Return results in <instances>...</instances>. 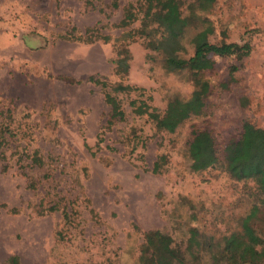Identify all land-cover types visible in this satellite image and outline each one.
Masks as SVG:
<instances>
[{
	"label": "rangeland",
	"instance_id": "obj_1",
	"mask_svg": "<svg viewBox=\"0 0 264 264\" xmlns=\"http://www.w3.org/2000/svg\"><path fill=\"white\" fill-rule=\"evenodd\" d=\"M179 2L187 27L163 50L154 18L142 20L146 0H0V264H138L150 231L187 264H264V186L254 178L264 174V0ZM129 6L137 20L123 27ZM202 32L251 53L189 65L210 85L204 111L158 131L133 113L139 92L113 88H141L159 113L188 98L189 72L167 61L172 50L188 60ZM106 93L125 116L109 128ZM194 130L208 132L216 152L196 171ZM243 143L233 159L227 150Z\"/></svg>",
	"mask_w": 264,
	"mask_h": 264
},
{
	"label": "trees",
	"instance_id": "obj_2",
	"mask_svg": "<svg viewBox=\"0 0 264 264\" xmlns=\"http://www.w3.org/2000/svg\"><path fill=\"white\" fill-rule=\"evenodd\" d=\"M197 1L202 8L208 7L211 5V2H214V0ZM146 2L147 10L143 14V22L146 24L149 23L150 17L152 16L154 22L163 33V35H159L161 41L159 42L158 49L165 50L167 46H174L175 41H178L182 37L181 34L187 27L185 19L180 17L179 0H146ZM152 9H156L153 14L151 13ZM136 20L133 7L129 6L125 9L121 26L129 27ZM121 38V41L128 40L130 35H122ZM116 52L117 57L114 62L115 72L117 75H122L123 77L127 72L128 66L127 52L124 51V48H121V44ZM250 53L251 46L249 43H244L242 45L237 43L215 44L211 43L208 40L207 35L202 32L196 35L193 54L188 60L176 59L175 50H172L169 53L167 61V65L171 70L189 72L193 83V90L188 98H172L167 103L164 112L159 113L156 108L151 107L147 103L150 100V97L143 99V93H141L143 90L141 88L118 83L113 88V93L130 95L139 92L138 96L140 95V98L130 101L133 113L136 116H146L154 124L156 130L173 133L182 123L192 117H198L203 113L206 99L210 93L209 83L198 77L197 72L189 65L192 63L204 62L208 56H236L238 58H244L249 56ZM88 81L102 87L107 86L104 81L92 77H90ZM105 98L110 106L111 112V121L108 125L109 128L113 121H123L125 116L119 102L114 96L110 93H106ZM241 147L244 149H241L239 153H237L235 147H231L227 152L233 159L240 158L243 153H246V150L250 145L248 143H243ZM189 155L192 160L191 168L193 171L206 169L216 162L215 143L208 132L193 131V139L189 144ZM254 178L259 187L263 189V172L258 173ZM171 243V239L159 231H150L146 233L138 264H187L183 260V255L179 251L171 248ZM6 264H19V259L17 257H10Z\"/></svg>",
	"mask_w": 264,
	"mask_h": 264
}]
</instances>
